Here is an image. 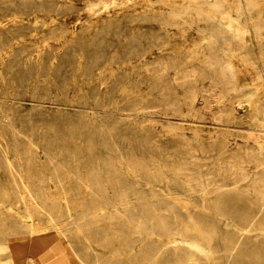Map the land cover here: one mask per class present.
<instances>
[{
  "label": "rangeland",
  "instance_id": "rangeland-1",
  "mask_svg": "<svg viewBox=\"0 0 264 264\" xmlns=\"http://www.w3.org/2000/svg\"><path fill=\"white\" fill-rule=\"evenodd\" d=\"M0 264H264V0H0Z\"/></svg>",
  "mask_w": 264,
  "mask_h": 264
},
{
  "label": "bare ground",
  "instance_id": "bare-ground-1",
  "mask_svg": "<svg viewBox=\"0 0 264 264\" xmlns=\"http://www.w3.org/2000/svg\"><path fill=\"white\" fill-rule=\"evenodd\" d=\"M223 1V0H222ZM226 1V0H225ZM182 5H183V3H182ZM226 13V12H225ZM210 14V13H209ZM226 18V17H225ZM248 21V20H247ZM243 38V37H242ZM211 62V61H210ZM260 66V65H259ZM221 76V75H220ZM219 77V76H218ZM196 81V80H195ZM23 185V184H22ZM161 241V240H160Z\"/></svg>",
  "mask_w": 264,
  "mask_h": 264
}]
</instances>
